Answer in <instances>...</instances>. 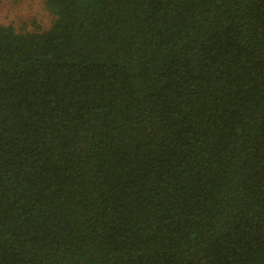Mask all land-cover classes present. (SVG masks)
<instances>
[{
    "label": "trees",
    "instance_id": "trees-1",
    "mask_svg": "<svg viewBox=\"0 0 264 264\" xmlns=\"http://www.w3.org/2000/svg\"><path fill=\"white\" fill-rule=\"evenodd\" d=\"M0 25V264H264V0H44Z\"/></svg>",
    "mask_w": 264,
    "mask_h": 264
},
{
    "label": "rangeland",
    "instance_id": "rangeland-1",
    "mask_svg": "<svg viewBox=\"0 0 264 264\" xmlns=\"http://www.w3.org/2000/svg\"><path fill=\"white\" fill-rule=\"evenodd\" d=\"M54 19L44 0H0V25L17 33L42 32Z\"/></svg>",
    "mask_w": 264,
    "mask_h": 264
}]
</instances>
